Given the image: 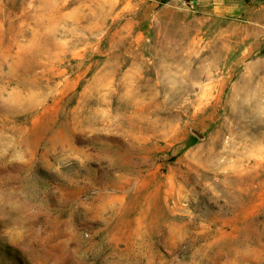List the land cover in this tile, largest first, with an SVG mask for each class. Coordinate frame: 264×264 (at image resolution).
<instances>
[{
	"label": "rangeland",
	"instance_id": "rangeland-1",
	"mask_svg": "<svg viewBox=\"0 0 264 264\" xmlns=\"http://www.w3.org/2000/svg\"><path fill=\"white\" fill-rule=\"evenodd\" d=\"M0 264H264V0H0Z\"/></svg>",
	"mask_w": 264,
	"mask_h": 264
}]
</instances>
